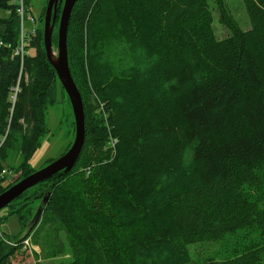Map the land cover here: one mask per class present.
Returning <instances> with one entry per match:
<instances>
[{
	"label": "trees",
	"instance_id": "1",
	"mask_svg": "<svg viewBox=\"0 0 264 264\" xmlns=\"http://www.w3.org/2000/svg\"><path fill=\"white\" fill-rule=\"evenodd\" d=\"M207 1L71 7L67 61L84 107L82 149L70 170L8 204L23 231L41 198L27 238L42 218L53 221L67 241L52 244V254L68 255L61 264H186L198 242L217 244L200 264L264 260V0H243L245 29L214 0L228 30L222 38ZM29 2L22 0L24 13ZM19 6L0 0L8 12L0 17V182L3 167L19 171L6 163L10 155L19 158L20 178L34 171L28 159L59 81L43 28L24 33L22 59L14 54ZM20 233L0 239V264H12Z\"/></svg>",
	"mask_w": 264,
	"mask_h": 264
},
{
	"label": "rangeland",
	"instance_id": "2",
	"mask_svg": "<svg viewBox=\"0 0 264 264\" xmlns=\"http://www.w3.org/2000/svg\"><path fill=\"white\" fill-rule=\"evenodd\" d=\"M48 0H30L29 9L24 13L23 18V29L22 31L27 32L30 29V26L34 25V33H36L37 28H43V22H40L39 16L44 8H46ZM214 0H208L212 9L213 16V29L215 35L218 38L225 37L228 34L227 28L219 21V13L216 5L213 2ZM228 11L240 24L241 28L245 29L249 26V19L247 17L243 0H224ZM63 2L61 3V7ZM43 8V9H42ZM45 13V9H44ZM8 14L7 11L0 8V17H6ZM31 17L35 18L34 24L31 20ZM44 17V14L41 16ZM60 17V14H59ZM58 29V22L55 31ZM57 43L52 44V56L53 58L57 57ZM33 50L30 49L29 52ZM59 80V79H58ZM60 81H56L55 85H52L53 88V103L46 106L45 113V124L46 131L39 139V146L35 149L32 155L28 159V167L31 169L39 170L43 165H46L51 159H55L58 156L62 155L63 152H66L73 142L75 135V124L74 116L72 113V107L70 101L68 100L67 93L64 92V89H61ZM16 87V86H15ZM14 87V88H15ZM12 88L13 90H15ZM18 89V88H17ZM18 91V90H17ZM15 92V91H13ZM13 96L14 99H13ZM11 98V96H10ZM16 95L13 93L11 101H15ZM7 160V164L19 168V171H10L7 167H3L5 170L2 175H5V179L0 182V188H3L7 185H12L17 180H20L21 170L19 167V158L15 155H10ZM18 161V162H17ZM22 193L21 196H18L14 199L16 203L24 195H32L35 192L33 189H27ZM38 202V206L41 204V198L39 197L38 201L34 200L32 203L35 204ZM35 205V206H37ZM42 205V204H41ZM34 206V207H35ZM10 206H4L0 209V239L9 237H16L19 235V232H22L20 222L18 221V216L16 213L10 212ZM34 213V212H33ZM32 213V214H33ZM24 230V229H23ZM58 234L60 236H58ZM62 238L63 242L66 241V236L63 233L56 232L55 223L48 219H41L39 225L37 226L35 232L31 237H26L28 243H23L21 248L17 250L16 257L12 259V264H61L64 260L67 259L68 255L56 256L52 254V244L56 241V238ZM6 240V239H4ZM60 240V239H58ZM13 244V242H12ZM66 243H64L65 245ZM216 243L209 242H198L190 246L191 261L186 264H200L204 257L209 255V252L216 247ZM66 252H69L68 246L64 248ZM264 264V260L260 262Z\"/></svg>",
	"mask_w": 264,
	"mask_h": 264
},
{
	"label": "water",
	"instance_id": "3",
	"mask_svg": "<svg viewBox=\"0 0 264 264\" xmlns=\"http://www.w3.org/2000/svg\"><path fill=\"white\" fill-rule=\"evenodd\" d=\"M76 0H48L46 4L45 13L43 17V43L46 57L55 69L61 87L64 88L67 93L68 100L72 107V113L74 116L75 135L74 140L66 152L58 156L51 162L40 167L39 170H35L29 175L17 180L10 187L0 193V209L7 206L12 200L21 195L25 190L32 186L43 182L45 179L54 176L58 172H66L70 170L72 165L76 162L84 142L85 136V115L83 113L84 107L81 100V95L76 87V84L70 74L68 61H67V48H66V33L68 27V20L70 18L71 7H73ZM63 2L58 22L57 29V57L53 58L52 54V32L54 27V21L56 19L57 7ZM46 200V196L42 198V203ZM42 211L41 204L37 206L34 215L29 219L24 230L18 237L19 240L25 239L30 231L37 225L38 219Z\"/></svg>",
	"mask_w": 264,
	"mask_h": 264
},
{
	"label": "built area",
	"instance_id": "4",
	"mask_svg": "<svg viewBox=\"0 0 264 264\" xmlns=\"http://www.w3.org/2000/svg\"><path fill=\"white\" fill-rule=\"evenodd\" d=\"M19 3H20V6H19V8L18 9H16L17 10V12H18V14H19V16H20V40H19V44H18V46L16 47V48H14L13 50H14V54L15 55H17V56H19L20 57V59H22V57L24 56V54L26 53V51L23 49L24 48V31H22V29H23V18H24V10H23V5H22V0H19ZM33 18L31 17V20H32ZM30 32L32 33V34H34V25H32V26H30ZM0 44H1V42H0ZM18 88V85H16V87L14 88L15 90V92H14V94H16V92H17V89ZM14 97L15 96H13V99H14ZM2 141V140H1ZM5 172V170H2V173H4ZM23 243H28V240H27V238L26 239H24V242Z\"/></svg>",
	"mask_w": 264,
	"mask_h": 264
},
{
	"label": "flooded vegetation",
	"instance_id": "5",
	"mask_svg": "<svg viewBox=\"0 0 264 264\" xmlns=\"http://www.w3.org/2000/svg\"><path fill=\"white\" fill-rule=\"evenodd\" d=\"M61 8V7H60Z\"/></svg>",
	"mask_w": 264,
	"mask_h": 264
}]
</instances>
